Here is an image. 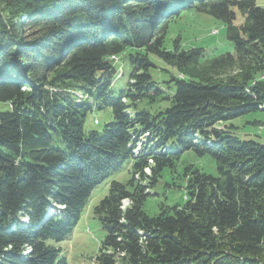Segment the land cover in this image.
I'll return each instance as SVG.
<instances>
[{
  "label": "trees",
  "instance_id": "trees-1",
  "mask_svg": "<svg viewBox=\"0 0 264 264\" xmlns=\"http://www.w3.org/2000/svg\"><path fill=\"white\" fill-rule=\"evenodd\" d=\"M184 10L225 26L234 52L212 68L249 71L188 75L204 50H180L179 38L164 47ZM111 57L129 68L125 89H114ZM151 57L181 76L155 81ZM262 71L255 0H0V264H67L56 245L125 164L128 181H112L93 207L105 232L94 264H264V144L226 124L264 112V80L251 83ZM103 108L102 132L85 131ZM187 151L213 158L217 175L186 167L185 203L148 216L145 199Z\"/></svg>",
  "mask_w": 264,
  "mask_h": 264
},
{
  "label": "rangeland",
  "instance_id": "rangeland-1",
  "mask_svg": "<svg viewBox=\"0 0 264 264\" xmlns=\"http://www.w3.org/2000/svg\"><path fill=\"white\" fill-rule=\"evenodd\" d=\"M255 3L264 7V0H255ZM237 16L235 24L238 25L242 22V18L239 15ZM178 38L180 50H204L205 60H202L203 63L196 69H189L191 73H187L194 78L225 81L229 78L237 79L246 71H249L248 67L237 63L212 68L211 65L214 58L233 53L234 49L232 44L226 39L224 24L211 16L193 10L182 11L179 17H176L168 24L164 47L167 50H171L175 40ZM151 61L154 65V68L151 69V76L155 81H168L171 77L181 76L174 68L162 60L151 57ZM113 62L114 64H119V60ZM118 67L119 74L114 82V85L117 84L114 88L116 90L125 89L124 86H126L129 71L125 63L119 64ZM262 78L264 79V71L254 74L251 83L263 81L261 80ZM77 100L81 102L84 98L78 95ZM110 119L111 111L109 108L95 110L85 119L84 130H94L101 133L104 125ZM226 124L233 126L230 130L240 140H253L264 144V112L256 111L231 120ZM188 166L212 176L217 175L216 163L213 158L208 155L197 156L191 151L184 152L181 159L176 163L175 169H165L163 171L157 185L151 190L150 196L145 199L143 209L148 216L154 217L159 214L161 207L182 206L185 203L187 180L184 176V171ZM129 170V164H125L117 173L94 188L85 209L74 227L73 233L66 240L56 245L61 249V255L66 259L67 264H94L93 260L99 252V246L105 237V232L94 217L93 207L107 195L112 181L120 183L128 181L130 177ZM126 203L127 201H125L124 205Z\"/></svg>",
  "mask_w": 264,
  "mask_h": 264
},
{
  "label": "built area",
  "instance_id": "built-area-1",
  "mask_svg": "<svg viewBox=\"0 0 264 264\" xmlns=\"http://www.w3.org/2000/svg\"><path fill=\"white\" fill-rule=\"evenodd\" d=\"M111 60H112V61H115V60H118V58H116V57H111ZM263 127H264V124H263Z\"/></svg>",
  "mask_w": 264,
  "mask_h": 264
},
{
  "label": "bare ground",
  "instance_id": "bare-ground-1",
  "mask_svg": "<svg viewBox=\"0 0 264 264\" xmlns=\"http://www.w3.org/2000/svg\"><path fill=\"white\" fill-rule=\"evenodd\" d=\"M261 80H264V79L262 78ZM95 123H97V121H95ZM263 130H264V127H263ZM134 152H137V150H134ZM146 171H148V170H146Z\"/></svg>",
  "mask_w": 264,
  "mask_h": 264
}]
</instances>
